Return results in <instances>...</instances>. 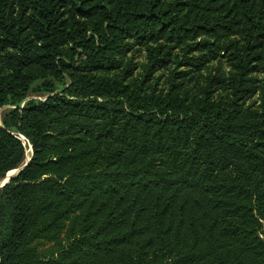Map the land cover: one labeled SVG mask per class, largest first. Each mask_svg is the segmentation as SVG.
<instances>
[{
    "label": "trees",
    "instance_id": "16d2710c",
    "mask_svg": "<svg viewBox=\"0 0 264 264\" xmlns=\"http://www.w3.org/2000/svg\"><path fill=\"white\" fill-rule=\"evenodd\" d=\"M28 158L0 264H264V0H0V180Z\"/></svg>",
    "mask_w": 264,
    "mask_h": 264
},
{
    "label": "water",
    "instance_id": "95a60500",
    "mask_svg": "<svg viewBox=\"0 0 264 264\" xmlns=\"http://www.w3.org/2000/svg\"><path fill=\"white\" fill-rule=\"evenodd\" d=\"M28 161H29V158H28L27 161L22 165V167H20V168L14 170V171H12L9 175H7V176H6V180H5L4 182H2V184L5 183V182H8L9 179H10L14 174H16L20 169L24 168V167L27 165Z\"/></svg>",
    "mask_w": 264,
    "mask_h": 264
},
{
    "label": "rangeland",
    "instance_id": "374dc122",
    "mask_svg": "<svg viewBox=\"0 0 264 264\" xmlns=\"http://www.w3.org/2000/svg\"><path fill=\"white\" fill-rule=\"evenodd\" d=\"M30 154V149L29 148H27V156ZM6 180V178H4V179H1L0 180V185L2 184V182H4Z\"/></svg>",
    "mask_w": 264,
    "mask_h": 264
}]
</instances>
